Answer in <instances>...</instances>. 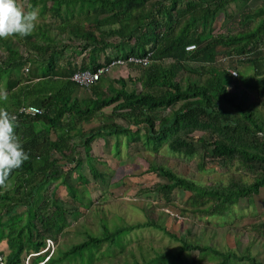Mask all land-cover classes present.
Wrapping results in <instances>:
<instances>
[{"label": "trees", "instance_id": "1", "mask_svg": "<svg viewBox=\"0 0 264 264\" xmlns=\"http://www.w3.org/2000/svg\"><path fill=\"white\" fill-rule=\"evenodd\" d=\"M26 1L29 10L41 3L42 16L48 2L53 8L37 31L22 38L18 34L0 38V86L9 93L0 107L16 114V132L29 152V159L10 173L11 186L0 188V240H5L8 249L7 253L0 251V264H25L26 257L27 264L83 261L85 254L91 256L104 242L123 248L122 236L141 226L177 238L152 220L113 225L111 229L103 223L100 235L88 234L65 249L56 246L50 255L43 252L46 239L55 241L75 211L56 190L63 185L75 204L88 206L78 189V183L88 182L87 177L79 172L78 183L67 177L70 171L66 165L77 169L83 164L75 146L82 145L92 178L106 184L105 172L96 167L90 154L96 137L105 143L113 137L115 150L122 136L127 145L140 142L151 153L166 144L172 155L187 159L199 155L203 163L206 159L236 160L249 180L236 174L227 183L209 185L148 160V170L166 179L153 186L156 193L168 199L175 189L188 192L186 200L195 212L223 217L233 204L241 198L250 201L264 186V119L257 118L253 101L264 102V0L255 8L249 0ZM237 1L238 9L228 12ZM221 11L226 31L215 34L213 24ZM93 16L97 19L89 28L97 34L84 26ZM52 30L66 41H59ZM16 39L25 44L16 46ZM189 44L195 48L187 51ZM29 45L30 50H25ZM68 48L69 57L65 53ZM108 48L116 55L109 56ZM148 51H153L148 65L121 67L136 68L135 77L130 72L127 78L102 75L88 89L69 79L78 69H95L101 59L107 63L111 57H137ZM73 53H83L79 64H73ZM242 55L245 58L241 59ZM220 58H234L235 64L245 65L244 69L232 76L229 66L220 65ZM28 62L30 75L23 76ZM61 62H66L67 68ZM189 62L200 64L190 66ZM184 74L185 79L180 77ZM127 81L137 84L128 89ZM24 104L38 106L43 112L20 114L17 109ZM96 117L104 122L84 132L81 124ZM192 250L198 251L199 261L208 253L215 258L222 256L213 264H225L230 256L262 264L249 252L238 256L186 240H181L176 252L155 253L131 264H194L185 256Z\"/></svg>", "mask_w": 264, "mask_h": 264}, {"label": "rangeland", "instance_id": "2", "mask_svg": "<svg viewBox=\"0 0 264 264\" xmlns=\"http://www.w3.org/2000/svg\"><path fill=\"white\" fill-rule=\"evenodd\" d=\"M19 3L26 11L29 10V4L26 0L19 1ZM249 3L253 8L261 5L260 0H249ZM51 4V2L46 4L47 12L45 16L40 13L34 31L46 24L45 22H47L51 13L49 10L53 8ZM238 4V1L232 3L227 9L228 12L236 11ZM40 5L41 3L36 5L35 8L39 9ZM94 19H97V17L93 16L86 20L84 26L87 30L92 29L97 34L96 29L89 28L95 22ZM225 21L224 13L219 12L213 24L215 34L226 31ZM52 33L58 35L56 38L59 41H62L61 39L65 40V36L58 34L56 31L52 30ZM16 41L18 42L15 43L16 46L25 44L23 40L20 43L18 39ZM27 49L30 50V45L25 50ZM73 49L77 48L73 47ZM70 51V48L65 51L68 57L71 54ZM106 53L109 56L116 55L112 48L106 49ZM82 54L75 55L74 60L79 58L80 61V57H83ZM233 60L234 58H230L224 61L220 58L219 61L223 63H217L229 66V69H235L239 73L245 65L235 64ZM167 62L164 61L165 64ZM189 64L190 66H196L200 63L189 62ZM129 72L131 77H135L138 70L136 68L131 71L130 68L127 70L126 68L113 70L110 75L119 77L120 74V76L127 78ZM27 75H30V71ZM111 76L108 77L112 79ZM186 76L187 74H184L180 77L185 79ZM127 82L128 89L137 84V82ZM80 90L84 92L83 89L80 88ZM251 98L253 99V97ZM253 101L257 109V118L263 120L264 102L255 101L254 99ZM105 110L109 112L110 107L105 108ZM118 121L120 122L122 119H118ZM103 122V118L96 117L89 123H82L81 128L84 132H87L90 128ZM73 141L76 142L77 138H74ZM119 142V147L116 150L113 137H108L106 143L103 138L96 137L91 143L90 154L95 158L96 167L105 172L106 184L92 178L84 162L85 151L82 145L75 146L79 155L78 158L83 160V164L77 169L74 168L73 164L66 165V169L68 168L70 171L67 177L74 183L81 180L79 172L87 177L88 182L85 184L78 183V189L79 194H82L83 201L88 206L75 204L63 185L56 190V195L68 207L75 208V211L55 240V246L65 249L73 243L85 240L88 234L100 235L103 223H107V226L111 229L114 227L113 225L144 223L147 220L163 224L168 232L174 234L177 238H172L151 226H141L133 229L129 235L122 236L123 248L108 246L104 242L100 247L93 250L91 256L85 254L83 261L77 259L75 262L65 261L61 264H110V262L124 264L125 261L131 264L134 259L140 261L141 257L148 258L155 253L176 252L181 245V240L211 245L221 252L230 250L238 256L249 252L257 261L264 264V186L260 188L257 194L252 196L250 201L241 198L238 203L230 207L227 215L222 217L192 211V207L186 200L188 192L184 193L179 189H175L168 199L156 193L153 186L159 182H166V179L148 170L150 165L148 160L150 159L155 164L164 165L177 174L193 179L203 185L220 181L227 183L230 177L236 174H241L245 180H249V174L246 175V172L239 168L236 160L206 159L203 163L199 155H195L190 159L172 155L166 144H162L156 152L151 153L144 149L143 144L140 142L127 145L125 138L122 136L119 138ZM22 209L19 208L20 211ZM1 240L0 251L7 253L6 242L4 239ZM208 255L214 257L209 253ZM208 255H202L204 257L199 261L197 250L185 254L187 259L192 260L194 264H213L222 259L220 255L209 259ZM26 262L27 257L25 258V264ZM225 264L250 263L247 260L230 256Z\"/></svg>", "mask_w": 264, "mask_h": 264}, {"label": "clouds", "instance_id": "3", "mask_svg": "<svg viewBox=\"0 0 264 264\" xmlns=\"http://www.w3.org/2000/svg\"><path fill=\"white\" fill-rule=\"evenodd\" d=\"M39 16V9L33 7L26 11L19 3V0H0V38H6L16 34L22 37L28 36L35 30ZM76 63V61L73 62V64ZM102 63L104 62L101 59L100 65ZM30 65L28 62L23 67L24 74L27 75L30 71ZM26 66H28V71L24 70ZM110 73L112 71L108 74ZM8 97V90L4 86H0V103L6 102ZM27 105L35 106L32 104H24L19 106L18 109ZM18 124L19 121L16 114L9 112L7 108L0 107V188L3 189L9 187L8 178L10 173L14 169H19L29 159V152L23 146L24 141L16 132ZM43 252H49V250L44 248ZM48 255H50V252ZM48 255L45 256L44 260L47 259L46 257Z\"/></svg>", "mask_w": 264, "mask_h": 264}, {"label": "built area", "instance_id": "4", "mask_svg": "<svg viewBox=\"0 0 264 264\" xmlns=\"http://www.w3.org/2000/svg\"><path fill=\"white\" fill-rule=\"evenodd\" d=\"M195 48L194 44H189L186 46V50L190 51ZM153 51H148L141 56H130V57H111L107 63H102L97 66L95 69H78L70 75L69 79L75 82L78 86L88 89L93 83L100 79L102 75H106L113 70H120L123 65L134 64L137 66H146L150 63ZM241 59L245 58V55L240 56ZM25 71H28V66L24 68ZM229 72L232 76H237V71L235 69H229ZM20 114H28L31 116L42 114L43 110L36 106H22L18 109ZM55 241L51 238L46 239L45 248L51 253L55 249ZM47 258V257H46ZM39 264H42L40 262Z\"/></svg>", "mask_w": 264, "mask_h": 264}, {"label": "crops", "instance_id": "5", "mask_svg": "<svg viewBox=\"0 0 264 264\" xmlns=\"http://www.w3.org/2000/svg\"><path fill=\"white\" fill-rule=\"evenodd\" d=\"M74 54V56L73 57H75V55H77V53H73ZM72 54V55H73ZM83 55V54H82ZM66 56H67V54H66ZM67 58V57H66ZM78 60V61H77ZM77 60H75L78 64H79V58L77 59ZM80 60H81V57H80ZM73 61H74V58H73ZM62 63V65H64V67H66L67 68V65H66V62H61ZM64 63V64H63ZM115 72V71H114ZM113 72V73H114ZM116 74H117V72H116ZM108 76H111L110 74L108 75ZM111 77H115V75H112Z\"/></svg>", "mask_w": 264, "mask_h": 264}]
</instances>
